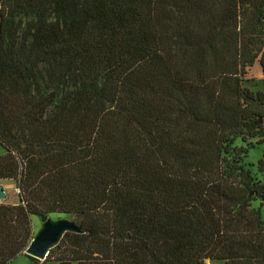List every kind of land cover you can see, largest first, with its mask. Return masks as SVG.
I'll return each mask as SVG.
<instances>
[{
	"label": "trees",
	"instance_id": "trees-1",
	"mask_svg": "<svg viewBox=\"0 0 264 264\" xmlns=\"http://www.w3.org/2000/svg\"><path fill=\"white\" fill-rule=\"evenodd\" d=\"M264 0H0V264L72 217L43 263L264 264ZM264 137V135L262 136ZM262 141H258L257 145ZM32 259V258H31Z\"/></svg>",
	"mask_w": 264,
	"mask_h": 264
},
{
	"label": "rangeland",
	"instance_id": "rangeland-1",
	"mask_svg": "<svg viewBox=\"0 0 264 264\" xmlns=\"http://www.w3.org/2000/svg\"><path fill=\"white\" fill-rule=\"evenodd\" d=\"M243 87L247 89L260 88L264 89V78L262 77L258 67L253 70H249L246 78L242 83ZM255 137L252 139H246L245 142H242L240 138H236L231 146L233 152L230 155V158L239 159V166L243 168L245 172H248L249 176L254 182L262 183V176L257 172L256 165L257 162L261 159L262 154L264 153V123L259 124L258 130L254 132ZM258 141H262L261 144L257 145ZM4 154L3 150L0 148V156ZM5 191L4 199L0 201V204L16 205L17 192L14 189L13 183L10 181L2 182L0 185ZM253 210H258L260 219L264 223V202L259 198L250 204ZM52 222L58 220H67L73 222L72 217H59V216H48ZM31 227H32V237L34 238L39 231L42 229L41 222L39 218H31ZM210 262V261H209ZM10 264H54L52 262L38 261L27 257L26 255L20 256ZM206 264H209L208 262ZM210 264H222L221 262H210Z\"/></svg>",
	"mask_w": 264,
	"mask_h": 264
},
{
	"label": "water",
	"instance_id": "water-1",
	"mask_svg": "<svg viewBox=\"0 0 264 264\" xmlns=\"http://www.w3.org/2000/svg\"><path fill=\"white\" fill-rule=\"evenodd\" d=\"M4 199V193L0 188V201ZM264 202V196L260 199ZM42 229L31 240L24 255L34 260L44 261L49 251L55 247L62 236L67 232H76L79 230L73 222L67 220H58L52 222L47 216L39 217Z\"/></svg>",
	"mask_w": 264,
	"mask_h": 264
},
{
	"label": "crops",
	"instance_id": "crops-1",
	"mask_svg": "<svg viewBox=\"0 0 264 264\" xmlns=\"http://www.w3.org/2000/svg\"><path fill=\"white\" fill-rule=\"evenodd\" d=\"M2 184V182H0V185ZM0 188L2 189V191H3V188L0 186ZM3 193H4V195H5V191H3Z\"/></svg>",
	"mask_w": 264,
	"mask_h": 264
},
{
	"label": "bare ground",
	"instance_id": "bare-ground-1",
	"mask_svg": "<svg viewBox=\"0 0 264 264\" xmlns=\"http://www.w3.org/2000/svg\"><path fill=\"white\" fill-rule=\"evenodd\" d=\"M208 263L210 264V262L208 261Z\"/></svg>",
	"mask_w": 264,
	"mask_h": 264
}]
</instances>
